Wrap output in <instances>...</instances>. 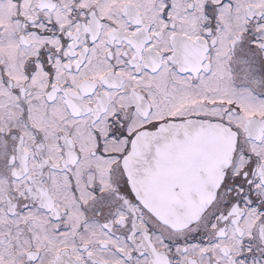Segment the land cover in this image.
<instances>
[{"label": "snow or ice", "instance_id": "obj_1", "mask_svg": "<svg viewBox=\"0 0 264 264\" xmlns=\"http://www.w3.org/2000/svg\"><path fill=\"white\" fill-rule=\"evenodd\" d=\"M0 264H264V0H0Z\"/></svg>", "mask_w": 264, "mask_h": 264}]
</instances>
